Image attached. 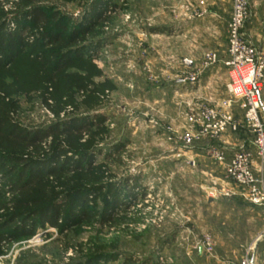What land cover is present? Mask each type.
Wrapping results in <instances>:
<instances>
[{"label":"rangeland","instance_id":"rangeland-1","mask_svg":"<svg viewBox=\"0 0 264 264\" xmlns=\"http://www.w3.org/2000/svg\"><path fill=\"white\" fill-rule=\"evenodd\" d=\"M12 1L22 3L0 0V29L6 26L9 31H19L20 27H29L27 32L38 30L30 27L29 20L17 19L20 16L18 9L11 6ZM32 1L46 14L57 12L65 26L63 34L77 28L94 4L110 22L93 30V35L84 41L88 52L66 64L55 80L57 85L46 80L48 74L38 69L31 54L26 55L28 48L22 55L8 57L0 69V99L8 105L9 120L30 131L56 124L63 129L74 120L81 124L85 118L105 116L102 125L90 128V132L97 133L95 137L101 143L95 146L102 151L96 154L92 167L94 172L106 169L115 174L111 179L114 188H106L88 205L103 211L108 206L103 203L104 197L110 201L115 195L128 204L125 222L94 223L66 235L57 234L55 228L37 227L32 236L7 243L0 264H15L20 256L40 264H75L86 249L97 247L104 253L97 264H124L128 257L139 259L142 264H210L209 259L196 263L187 260L185 247L195 250L204 235L210 233L212 237L201 220L208 206L206 198L220 186L239 191L241 187L227 181L223 167L213 163L208 155L190 156L187 151L195 144L186 147L178 141L187 106L204 100L193 94V85L184 89L185 95L176 89L172 94L168 87L190 70L184 59L192 61L193 68L204 52L215 51L216 64L224 66L232 0L229 15L227 0H219L222 19L217 24L208 20L214 0ZM248 10L244 36L258 56L264 58V0H248ZM48 21L52 23L51 19ZM175 22L188 24L183 28L184 35L180 29L170 37L163 32V36L154 33L156 28L175 26ZM261 85L260 113L264 118V70ZM67 136L74 140V147H82L87 139L86 135L77 139L74 133ZM47 139H62L69 144L64 135L53 134ZM120 143L119 150L113 151L112 147ZM252 162L253 172L264 178V157L252 152ZM4 190L10 198L11 194ZM128 191L134 194L132 198ZM244 200L257 217L252 220V231L241 242V254L254 252L257 232L264 227V209ZM223 206L212 205L208 211ZM45 230L48 235L43 234ZM112 253H117V258L111 260ZM204 253L207 257L215 255Z\"/></svg>","mask_w":264,"mask_h":264},{"label":"trees","instance_id":"trees-1","mask_svg":"<svg viewBox=\"0 0 264 264\" xmlns=\"http://www.w3.org/2000/svg\"><path fill=\"white\" fill-rule=\"evenodd\" d=\"M20 1L22 6L17 1L10 3L13 9H18L20 17L17 19L29 20L30 27L39 29L29 32L26 31L29 27L20 26L19 31H9L6 26L0 29V69L8 57L22 55L28 48L26 55H32L38 69L48 74L46 80L53 85L58 84L55 80L67 63L81 59L88 52L84 41L93 35V30L102 29L110 22L105 12L94 4L77 28L63 34L65 26L56 11L46 14L42 7L33 5L32 0ZM109 6L115 8L113 2H109ZM8 116V105L0 99V256L7 243L32 236L37 227L55 228L57 234L66 235L94 223L125 222L128 202L116 195L110 201L104 197L103 203L108 206L103 211L88 205L106 188H114L111 179L115 174L106 169L94 172L92 167L96 154L102 151L95 146L101 142L90 128L102 125L105 116L97 114L91 119L85 118L81 124L74 120L63 129L56 124L30 131L13 124ZM73 133L77 134V139L87 136L82 147L72 146L74 140L67 135ZM53 134L66 136L69 144L62 139L48 142L47 137ZM121 146V143L116 144L112 150L117 151ZM3 188L11 194L10 198L3 193ZM128 196H134L132 191H128ZM121 205L122 212L117 214ZM43 234L49 232L45 230ZM103 256L100 248H88L75 264H97ZM109 256L113 260L117 253ZM138 260L128 257L123 262L142 264ZM15 264L40 263L20 256Z\"/></svg>","mask_w":264,"mask_h":264},{"label":"built area","instance_id":"built-area-1","mask_svg":"<svg viewBox=\"0 0 264 264\" xmlns=\"http://www.w3.org/2000/svg\"><path fill=\"white\" fill-rule=\"evenodd\" d=\"M249 18L248 0H232L228 22V57L223 61L229 78L225 85L226 96L213 103L203 102L187 106L182 133L177 135L182 146L196 141H211L205 154L217 163L224 164L225 179L241 187V190L225 187L216 191L221 195L238 194L250 203L264 209V178L253 172L252 152L244 147L236 149L225 163V149L219 143L221 136L243 127L253 136L252 146L256 155L264 157V118L260 109V91L264 58L244 36V27ZM218 62L215 51L203 53L200 62L182 75L190 85L196 84L204 69ZM242 110V117L233 113V105ZM200 247L209 255L214 253V242L209 234L204 235ZM250 251L236 262L220 264H251Z\"/></svg>","mask_w":264,"mask_h":264},{"label":"crops","instance_id":"crops-1","mask_svg":"<svg viewBox=\"0 0 264 264\" xmlns=\"http://www.w3.org/2000/svg\"><path fill=\"white\" fill-rule=\"evenodd\" d=\"M219 2V0H214V5L210 10L211 16L208 17V20H210L209 22H211V24H217L218 21L222 19V12L220 13L218 10L220 8ZM229 3L230 0H227V15H229L228 13L230 12ZM180 22H177L178 24L175 22L176 25L172 27H161L160 29L156 28L154 33L157 34L156 36H159L162 35L163 32L164 35L170 37L176 33L177 29H180L184 35L185 33L183 28L186 29L188 24H180ZM167 25L168 24L166 23V26ZM185 32H187V30ZM193 58H195V56ZM190 62V65L184 62L187 65L186 69L191 70L193 62ZM227 74L226 68L223 65L220 63L214 64L203 70L198 82L193 84L192 87L190 84H187L186 80L182 77H177L175 82L170 83L168 89L172 94L173 89H176L175 91H177V93L179 91V93L185 95L183 92L184 89L191 87V89L194 88L193 94H197V96L201 97L204 102H215L226 96L225 85L228 81ZM172 98L173 95L171 96V99ZM232 110L236 117H242V110L238 105H233ZM252 138V134H250V132L243 127L239 128L235 132H225L219 141L221 146L225 149V163L229 160L232 153L239 147H244L249 149L251 152H255L251 144ZM209 143H211V141H196L193 143L195 144L193 148L187 151V153H189L190 156L195 157L202 154L205 155V147ZM213 163L223 167L224 173V164L217 163L214 160ZM219 188L220 189L214 191L213 196H208L206 198L208 206L203 211V216L201 217L203 218L201 220H203L206 224V228H209V232H211L214 242L215 255L207 257L202 247H196L194 248L195 250H192L189 245H186L185 257L190 262L196 263L205 261V259H209L210 264H220L222 261L236 262L244 254H241L240 252V248L242 246L241 242L246 239V235L249 234L250 230L252 231V220L257 216L254 215L253 211L250 207H248L246 203L247 201H245L240 195H221L216 191L225 187L221 188L220 186ZM217 204H223L224 206L222 209H218L217 211H208L210 206ZM257 233H259V237L256 239L255 245L253 246L254 252L251 254V260L253 264H264V227L259 229Z\"/></svg>","mask_w":264,"mask_h":264},{"label":"water","instance_id":"water-1","mask_svg":"<svg viewBox=\"0 0 264 264\" xmlns=\"http://www.w3.org/2000/svg\"><path fill=\"white\" fill-rule=\"evenodd\" d=\"M184 62H185L186 64H188V65L191 64V62H190V61H187L186 59H184ZM251 264H253V263H252V260H251Z\"/></svg>","mask_w":264,"mask_h":264}]
</instances>
